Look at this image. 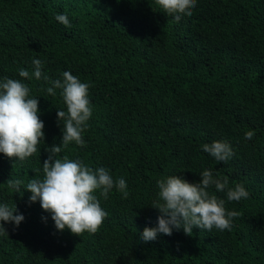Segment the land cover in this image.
<instances>
[{"label": "trees", "instance_id": "16d2710c", "mask_svg": "<svg viewBox=\"0 0 264 264\" xmlns=\"http://www.w3.org/2000/svg\"><path fill=\"white\" fill-rule=\"evenodd\" d=\"M34 58L51 80L70 71L91 85L85 146L73 142L61 156L127 183V198L116 188L107 200L96 192L108 216L94 234L57 230L24 190L35 169L43 175L48 148L62 143L57 112L66 111L61 90L52 96L43 78L19 76L20 68L33 71ZM4 77L38 97L45 138L23 161L0 153V204L25 217L19 227L3 222L0 264H264V0H197L179 22L155 0H0ZM217 140L233 148L227 162L202 149ZM204 170L249 192L238 202L216 192L240 213L231 230L181 228L141 240L160 215L152 207L157 181L179 175L198 183ZM11 178L24 182L23 197L7 186Z\"/></svg>", "mask_w": 264, "mask_h": 264}, {"label": "clouds", "instance_id": "9594fccd", "mask_svg": "<svg viewBox=\"0 0 264 264\" xmlns=\"http://www.w3.org/2000/svg\"><path fill=\"white\" fill-rule=\"evenodd\" d=\"M169 15L179 22L182 15L191 16L197 5V0H155ZM56 20L71 27L67 14H57ZM33 71L19 69V76L30 80L33 76L43 78L49 85L46 92L55 96L59 89L66 104L65 110H58V126L62 127V143L48 148L49 156L42 164L41 170L35 169V178L26 185L19 179H9L7 186L16 193L24 190L31 192L29 203L39 200L41 207L51 213L56 229H69L73 234L81 236L84 232L96 233L102 226L108 213L101 207L99 195L105 200L116 188L124 198H127V183L124 178L115 179L110 170L105 167L91 168L80 159H70L67 154L61 156L64 149L71 143L85 146L83 133L88 127L92 116V106L89 100V83L64 71L62 78L51 80L42 73L43 62L34 58ZM42 90H45L42 88ZM45 123L40 119L39 99L31 95L28 84L18 79L4 77L0 79V153L8 158L23 161L32 157L38 151V145L45 138ZM254 131H248L245 139H251ZM204 152L210 154L218 162H227L234 151L227 140H217L202 145ZM202 180L191 183L179 175L169 176L157 181L158 200L152 207L159 210L155 227H145L140 233V239L145 243L154 241L158 235L171 236L173 230L181 228L186 235H191L194 228L212 231L231 230L233 218L240 213L229 211L226 200L216 192H226L227 201H240L249 197V192L242 183L229 187V179L219 172L214 176L211 170H204ZM214 186L215 192L210 191ZM23 194L21 197H23ZM17 208L0 204V235L8 231L3 222L14 223L19 227L25 217L15 214ZM47 219L46 217L44 218Z\"/></svg>", "mask_w": 264, "mask_h": 264}]
</instances>
